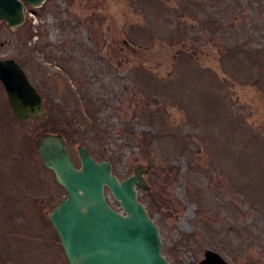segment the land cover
I'll return each instance as SVG.
<instances>
[{"label":"rangeland","instance_id":"rangeland-1","mask_svg":"<svg viewBox=\"0 0 264 264\" xmlns=\"http://www.w3.org/2000/svg\"><path fill=\"white\" fill-rule=\"evenodd\" d=\"M5 58L45 115L16 119L0 82V264H68L47 218L65 192L35 147L51 117L76 165L83 145L120 179L148 166L139 198L172 264H264V0H46L0 22Z\"/></svg>","mask_w":264,"mask_h":264},{"label":"water","instance_id":"water-1","mask_svg":"<svg viewBox=\"0 0 264 264\" xmlns=\"http://www.w3.org/2000/svg\"><path fill=\"white\" fill-rule=\"evenodd\" d=\"M44 1L0 0V22L15 29L25 19V5L36 8ZM0 82L15 118L36 120L45 115L40 94L13 58L0 59ZM35 145L43 166L65 191L47 218L68 264H172L163 252L159 227L139 198L140 190L149 188L143 176L148 166L120 179L108 159L97 160L83 145L77 147L76 165L58 132L40 134ZM199 264L230 263L207 249Z\"/></svg>","mask_w":264,"mask_h":264},{"label":"trees","instance_id":"trees-1","mask_svg":"<svg viewBox=\"0 0 264 264\" xmlns=\"http://www.w3.org/2000/svg\"><path fill=\"white\" fill-rule=\"evenodd\" d=\"M186 34L185 33H183V35H181L180 37H184ZM183 52H184V54H185V56H186V60H189V59H193V54L192 53H190V52H188V51H186V50H183ZM193 53H195V51H193ZM224 55H227L231 60L233 59L234 60V58H235V60H237V63L239 64V65H246V64H248V62H250V58H251V56H250V54H248V53H245L243 50H241L240 48H239V46H236V45H234V46H231V47H228V48H225V53H224ZM241 59H242V61H241ZM233 60L231 61V62H233ZM215 93H216V95L217 96H220V97H222V101H223V96L220 94V91H218V90H216L215 91ZM225 104V102H223V105ZM7 108H8V106H7ZM8 110H9V108H8ZM222 110V109H221ZM60 116H62L61 114H60ZM63 117V116H62ZM152 118H154V117H152ZM97 123H96V121L94 120V121H92V122H90L89 123V125H86L85 126V124H83V126H84V129L86 130V131H89L91 134H92V136H93V133L94 134H99V133H101L100 132V129L97 127V125H96ZM232 124V123H231ZM44 126L42 127V129H43V131L42 132H47L48 130H51V131H55L56 129H58V130H60L61 131V133H64L66 130L65 129H67L66 127H62L61 125H58L59 127H55V120L54 119H52V117L50 118V122H48V123H46V124H43ZM63 128H65V129H63ZM96 132V133H95ZM101 135V134H100ZM96 140V142H98V140L97 139H95ZM99 145V144H98ZM181 148L182 149H185L186 148V144L185 143H182L181 144Z\"/></svg>","mask_w":264,"mask_h":264},{"label":"flooded vegetation","instance_id":"flooded-vegetation-1","mask_svg":"<svg viewBox=\"0 0 264 264\" xmlns=\"http://www.w3.org/2000/svg\"><path fill=\"white\" fill-rule=\"evenodd\" d=\"M26 7V10H28L29 9V6L28 5H26L25 6ZM25 20H26V16H25ZM24 20V21H25ZM21 67V66H20ZM31 82V81H30ZM32 83V82H31ZM34 85V84H33ZM34 87L36 88V86L34 85ZM36 90H37V88H36ZM37 92L39 93V91L37 90ZM40 94V93H39ZM40 96H41V94H40ZM41 99H42V96H41Z\"/></svg>","mask_w":264,"mask_h":264}]
</instances>
